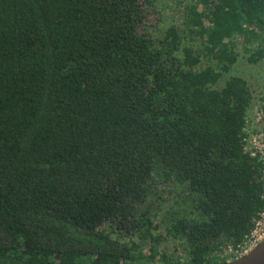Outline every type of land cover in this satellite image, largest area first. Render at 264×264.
Returning a JSON list of instances; mask_svg holds the SVG:
<instances>
[{
	"label": "trees",
	"instance_id": "16d2710c",
	"mask_svg": "<svg viewBox=\"0 0 264 264\" xmlns=\"http://www.w3.org/2000/svg\"><path fill=\"white\" fill-rule=\"evenodd\" d=\"M148 3L0 0V264H223L263 208L252 91L222 77L235 36L264 63V0H192L158 38ZM154 172L183 199L162 214Z\"/></svg>",
	"mask_w": 264,
	"mask_h": 264
},
{
	"label": "rangeland",
	"instance_id": "374dc122",
	"mask_svg": "<svg viewBox=\"0 0 264 264\" xmlns=\"http://www.w3.org/2000/svg\"><path fill=\"white\" fill-rule=\"evenodd\" d=\"M191 1L192 0H148L149 3L146 4L147 15L145 21L138 26V33L152 38L160 37L159 32L166 29L169 25L173 24L177 26L180 24V12L182 8L189 5V2ZM203 24L205 27H207V21L203 20ZM232 40L235 41L236 49L239 52V57L237 62L230 68L229 72L222 77V80L228 76H237L243 78L248 84L250 90L252 91V96L255 99L264 90V63H257L254 65L247 64L245 62L244 54L240 52L241 43L243 41L239 37H233ZM197 42L198 41H191L187 42L186 44L197 51ZM201 62L204 65H207L204 59L201 60ZM221 85L222 81L220 80L216 87L219 88ZM168 180L169 179H167V181ZM164 182L165 181L162 180L160 174L156 172L151 174L146 183L147 190L144 198L145 205H149L151 208H155V205L157 206L158 204L156 201H154L156 197L160 196L161 199H164V202L161 205H158V210H161V212H159L160 214H162L163 210H166L167 208L169 209L170 205L172 206L175 201L178 203L183 202L180 188L177 189L173 182H168L170 183L168 186H166V184L164 185ZM156 217L157 216H155V218ZM159 251H163L172 257L175 255L181 256L184 254L180 247H178L176 243H173L169 239H165V242L163 246L159 248Z\"/></svg>",
	"mask_w": 264,
	"mask_h": 264
},
{
	"label": "built area",
	"instance_id": "2783aa9c",
	"mask_svg": "<svg viewBox=\"0 0 264 264\" xmlns=\"http://www.w3.org/2000/svg\"><path fill=\"white\" fill-rule=\"evenodd\" d=\"M264 39V31L258 33ZM262 93L252 103L246 118L243 132V152L249 157H256L261 168V187L263 208L252 220V227L242 240L235 246L227 245L223 249L224 261L240 258L250 252L256 244L264 239V100Z\"/></svg>",
	"mask_w": 264,
	"mask_h": 264
},
{
	"label": "water",
	"instance_id": "95a60500",
	"mask_svg": "<svg viewBox=\"0 0 264 264\" xmlns=\"http://www.w3.org/2000/svg\"><path fill=\"white\" fill-rule=\"evenodd\" d=\"M223 264H264V239L246 255Z\"/></svg>",
	"mask_w": 264,
	"mask_h": 264
},
{
	"label": "flooded vegetation",
	"instance_id": "af4514ba",
	"mask_svg": "<svg viewBox=\"0 0 264 264\" xmlns=\"http://www.w3.org/2000/svg\"><path fill=\"white\" fill-rule=\"evenodd\" d=\"M235 37H239L241 40H242V36H235ZM235 42V41H234ZM243 46V42L241 43V47ZM259 63H263V62H259ZM254 97L252 98V100H251V105H252V103L254 102ZM221 257V256H220ZM223 260H224V257H223Z\"/></svg>",
	"mask_w": 264,
	"mask_h": 264
}]
</instances>
